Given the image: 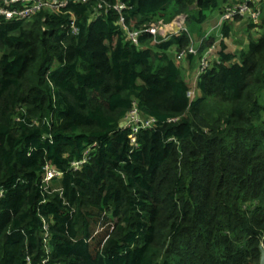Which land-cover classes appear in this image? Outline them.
Segmentation results:
<instances>
[{"label":"trees","instance_id":"obj_1","mask_svg":"<svg viewBox=\"0 0 264 264\" xmlns=\"http://www.w3.org/2000/svg\"><path fill=\"white\" fill-rule=\"evenodd\" d=\"M118 1L131 29L181 14L200 23L205 9L242 2H71L75 34L67 14L0 17V264H259L264 0L257 23L245 18L257 41L230 52L219 40L192 88L181 61L194 54L178 58L187 29L135 45L106 11ZM240 19L221 24L222 38ZM133 107L154 119L134 141L119 127ZM46 164L62 172L47 190Z\"/></svg>","mask_w":264,"mask_h":264},{"label":"built area","instance_id":"obj_2","mask_svg":"<svg viewBox=\"0 0 264 264\" xmlns=\"http://www.w3.org/2000/svg\"><path fill=\"white\" fill-rule=\"evenodd\" d=\"M94 1L97 5L96 9L102 8V2L105 5V0H0V17L9 20V19H28L31 16L39 13L42 10H47L48 12L56 14H67L69 21V29L71 33L75 34L78 31V27L75 25V16L72 12L67 10V6L71 2H89ZM262 0H242L240 3L233 5H228L223 11V14L220 19V25L224 21L232 20L234 17L239 16L241 18H250L254 23L258 22L259 19V10L253 7V4ZM110 8H113L118 13V24L120 29L125 33L128 40L133 44L139 45V36L143 33L150 34L154 40H156L157 35L162 38H167L173 34L178 33L179 31L186 30L185 28V17L180 21V15L176 16L171 22L165 23L162 20L157 22L150 23L149 25L140 27L138 29H131L128 24L125 22L123 12L127 9V4L123 1H118L114 5H106V11ZM184 15V14H181ZM207 35L200 40V43L205 39ZM198 48H196L191 42L190 46L187 49H184L178 55V58L183 57L186 53L196 54ZM208 63L205 59L202 60L200 71L203 70ZM189 96L193 95L192 91L188 92ZM154 122V119L142 118L135 107L132 108L129 115L122 122L124 127L132 129V134L130 135L131 140L134 141V133L140 128L150 127L151 123ZM96 143H93L91 146L86 147L82 153V157L79 160H74L70 163V168L73 170L79 169L89 157V152L92 147H95ZM62 172L57 170L55 167H52L49 164L44 166V177L42 179L43 188L48 189V183L53 179L60 177ZM3 191L0 190V196ZM46 228V226H44ZM47 260H42L39 264H46Z\"/></svg>","mask_w":264,"mask_h":264},{"label":"rangeland","instance_id":"obj_3","mask_svg":"<svg viewBox=\"0 0 264 264\" xmlns=\"http://www.w3.org/2000/svg\"><path fill=\"white\" fill-rule=\"evenodd\" d=\"M172 10V7H170ZM222 5L219 4L215 8H209L205 9L203 12L206 15V19L203 22H195L193 20H190L189 23H186V29L187 32L190 34L191 39L193 41L194 46L197 48L198 45V39L200 38V29L202 27H209L212 25L213 22L216 20L220 21L221 16L223 13H221ZM168 13H166L167 15ZM185 15H180V21L184 18ZM262 30L260 28H253L248 29L247 28V19H240L238 22H234L232 25L231 32L228 37L225 38V43L228 44L230 52L240 51L241 49H246L250 41H257L259 36L261 35ZM158 37V35H157ZM215 39L218 41L219 38L215 37ZM153 50H158L156 46L151 45ZM208 49L206 47H202L198 50V52L194 55L193 58V70H195L197 73L200 70L202 60L205 59L208 63L209 61H213L214 58L212 57V53L208 54ZM218 50V48H217ZM216 50V51H217ZM208 66V65H207ZM194 82H196V78L194 79ZM190 83V81H189ZM190 87L192 88L193 85L190 84Z\"/></svg>","mask_w":264,"mask_h":264},{"label":"crops","instance_id":"obj_4","mask_svg":"<svg viewBox=\"0 0 264 264\" xmlns=\"http://www.w3.org/2000/svg\"><path fill=\"white\" fill-rule=\"evenodd\" d=\"M220 28H221V25H220V22H219V20L217 21H215V22H213L212 23V25L211 26H209V27H202L201 29H200V35L203 33V32H205L204 33V35L201 37V39L202 38H204V36L205 35H207V37L206 38H208L210 35L211 36H213L214 38L215 37H218L219 38V40H223L224 41V43H225V38H222V34H221V30H220ZM160 37H161V35H160ZM200 38L198 39L199 41H198V45H200V40H201ZM219 40L217 41L216 39L214 40V42L212 43V45H211V47L210 48H207L208 50V54L210 53V51L211 52H213L212 53V57L213 58H215L216 57V50H217V48H218V43H219ZM226 44V43H225ZM226 50L227 51H230V49H229V46H228V44H226ZM183 64H182V66L184 67V71H185V74H186V79H187V81L189 82L190 81V84H192L193 85V87H195V82H194V79L196 78V74H197V72L195 71V70H193V66H192V61L190 62V61H187V60H184V61H181Z\"/></svg>","mask_w":264,"mask_h":264},{"label":"water","instance_id":"obj_5","mask_svg":"<svg viewBox=\"0 0 264 264\" xmlns=\"http://www.w3.org/2000/svg\"><path fill=\"white\" fill-rule=\"evenodd\" d=\"M122 126H123V123H120L119 127H122ZM259 264H264V248H263L262 245L260 246V261H259Z\"/></svg>","mask_w":264,"mask_h":264},{"label":"clouds","instance_id":"obj_6","mask_svg":"<svg viewBox=\"0 0 264 264\" xmlns=\"http://www.w3.org/2000/svg\"><path fill=\"white\" fill-rule=\"evenodd\" d=\"M163 21V20H162ZM171 22V21H170Z\"/></svg>","mask_w":264,"mask_h":264}]
</instances>
